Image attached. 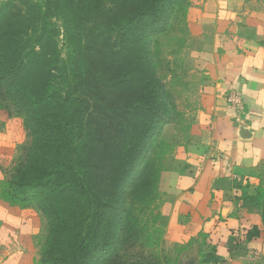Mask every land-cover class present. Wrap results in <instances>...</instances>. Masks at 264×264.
<instances>
[{
    "label": "trees",
    "instance_id": "trees-1",
    "mask_svg": "<svg viewBox=\"0 0 264 264\" xmlns=\"http://www.w3.org/2000/svg\"><path fill=\"white\" fill-rule=\"evenodd\" d=\"M85 1L60 0L55 13L74 41L70 70L62 64L51 13L40 6L32 16L21 12L15 18L0 10V110L8 118L22 117L31 132L29 148L10 167L11 177L0 181L15 194L0 198L21 206L36 201L67 264H88L85 255L91 247L103 249L107 200L118 199L127 181L128 195L145 186L147 166L134 170L170 114L148 42L166 31L180 4L115 0L108 19L122 24L123 31L115 47L93 42L87 17L101 11L89 13ZM76 131L86 133L81 143ZM38 156L46 159L37 168L40 174L27 180ZM36 187L40 192L31 193ZM258 197L264 222L263 186Z\"/></svg>",
    "mask_w": 264,
    "mask_h": 264
},
{
    "label": "crops",
    "instance_id": "crops-1",
    "mask_svg": "<svg viewBox=\"0 0 264 264\" xmlns=\"http://www.w3.org/2000/svg\"><path fill=\"white\" fill-rule=\"evenodd\" d=\"M188 4L199 138L164 174L178 189L168 237L181 248L178 264H264V0ZM231 91L240 111L227 101ZM41 228L35 207L0 200V264H38Z\"/></svg>",
    "mask_w": 264,
    "mask_h": 264
},
{
    "label": "rangeland",
    "instance_id": "rangeland-1",
    "mask_svg": "<svg viewBox=\"0 0 264 264\" xmlns=\"http://www.w3.org/2000/svg\"><path fill=\"white\" fill-rule=\"evenodd\" d=\"M114 1H85L89 13L101 11L100 15L91 14L87 17V29L92 34L90 37L94 43H99V46L103 44L119 47L118 42L123 32L119 25L122 24H114L108 19L109 11L114 8ZM60 3V0H0V10L3 9L9 16L15 18L21 12H27L32 16L33 10L37 11L40 6L43 11L51 13L50 20L58 30L57 41L62 64L70 70L76 52L73 39H69L65 33L63 18L55 15ZM35 5L38 6L34 9ZM174 7L166 31L157 39L148 42L155 55L153 61L155 59L157 77L164 85L170 107L168 120L155 133L156 140L151 143L144 153L145 156L140 158L142 162L134 170L140 172L144 165L147 166L144 188L134 195H128L129 181H127L118 199L107 200L100 236L101 241H105L106 244H102L103 249H98L95 245L91 247L85 255L88 264H178L181 248L175 246L168 237V225L175 201L173 196L177 194L178 189L175 178H168L165 182L164 174L167 171H176L174 167L177 166L175 163L179 162L176 157L178 153L186 155L194 152V147L197 145L199 132L192 114L198 96L194 88L199 76L195 70L199 69L188 51L187 19L190 8L188 0H180V4ZM102 50L105 51L104 48ZM75 133L77 143L85 140V132ZM30 140L29 125L27 126V122H24L22 117L8 118L7 112L0 110V181L4 182L7 177H11V165L21 160L29 148ZM36 150L37 147L34 152ZM39 159V156L32 159L35 168L29 172L27 180L35 179L40 174L37 168L41 167L46 159L42 156L40 161ZM120 162L123 163V160ZM121 174L122 171L119 175ZM2 187L0 185V195L9 193L4 198H9L10 193L15 194L14 190ZM30 190L33 194L40 192L37 187ZM0 200L7 202V199L0 198ZM27 205L35 207L42 217V228L36 238L38 264H46L42 261L43 258L44 261L49 259L53 264H67L68 262L62 261L66 255L61 252L62 245L55 244L52 227L36 201H29ZM124 207L126 212L122 215Z\"/></svg>",
    "mask_w": 264,
    "mask_h": 264
},
{
    "label": "built area",
    "instance_id": "built-area-1",
    "mask_svg": "<svg viewBox=\"0 0 264 264\" xmlns=\"http://www.w3.org/2000/svg\"><path fill=\"white\" fill-rule=\"evenodd\" d=\"M227 101L239 111L243 108L242 97L236 91H231L228 93Z\"/></svg>",
    "mask_w": 264,
    "mask_h": 264
}]
</instances>
